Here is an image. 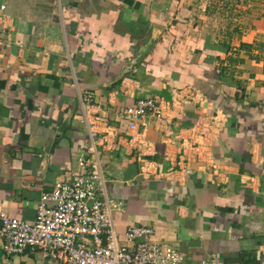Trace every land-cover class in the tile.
I'll return each instance as SVG.
<instances>
[{"label": "crops", "instance_id": "1", "mask_svg": "<svg viewBox=\"0 0 264 264\" xmlns=\"http://www.w3.org/2000/svg\"><path fill=\"white\" fill-rule=\"evenodd\" d=\"M253 5L0 0V210L33 221L61 173L98 157L123 239L149 224L185 264H264V4ZM142 97L165 118L131 130L125 108ZM197 125L209 136L191 150L180 134ZM5 257L0 244V264H61L36 247Z\"/></svg>", "mask_w": 264, "mask_h": 264}, {"label": "built area", "instance_id": "2", "mask_svg": "<svg viewBox=\"0 0 264 264\" xmlns=\"http://www.w3.org/2000/svg\"><path fill=\"white\" fill-rule=\"evenodd\" d=\"M93 97L92 91H86L82 102L93 137L90 150L96 155L95 130L86 113ZM125 114L130 119V129L135 130L141 120L165 118V109L158 99L142 97L127 106ZM197 126L198 130L180 134L191 150L208 140L209 134ZM88 161L92 164L87 165ZM83 164L89 168L67 170L50 190L43 191L33 221L0 210V244L6 263L10 257L36 247L61 264H185V253L167 241L158 240L152 226L131 224L123 239L117 231L114 215L123 211L124 205L108 194L102 163L95 157V160H81L80 165ZM180 164L181 172L193 173L188 159L184 161L183 157ZM201 264L223 262L212 255Z\"/></svg>", "mask_w": 264, "mask_h": 264}, {"label": "rangeland", "instance_id": "3", "mask_svg": "<svg viewBox=\"0 0 264 264\" xmlns=\"http://www.w3.org/2000/svg\"><path fill=\"white\" fill-rule=\"evenodd\" d=\"M216 2H219V1H224V3H236V2H239L240 3V6L242 7V9H250V7H254V11L256 12V5H253V3H257V4H261V2L264 4V0H215ZM248 5H252V6H248ZM259 6V5H258ZM146 225H149V224H146ZM149 226H152V225H149ZM176 246V245H175ZM177 247V246H176ZM178 248V247H177Z\"/></svg>", "mask_w": 264, "mask_h": 264}]
</instances>
